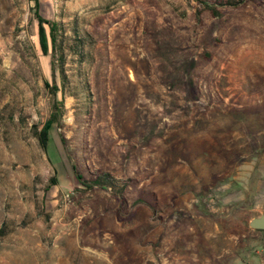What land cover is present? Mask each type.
I'll use <instances>...</instances> for the list:
<instances>
[{
  "label": "rangeland",
  "instance_id": "rangeland-1",
  "mask_svg": "<svg viewBox=\"0 0 264 264\" xmlns=\"http://www.w3.org/2000/svg\"><path fill=\"white\" fill-rule=\"evenodd\" d=\"M262 214L264 0H0V264H261Z\"/></svg>",
  "mask_w": 264,
  "mask_h": 264
},
{
  "label": "trees",
  "instance_id": "trees-1",
  "mask_svg": "<svg viewBox=\"0 0 264 264\" xmlns=\"http://www.w3.org/2000/svg\"><path fill=\"white\" fill-rule=\"evenodd\" d=\"M34 1L36 2V6L39 7V0H34ZM37 19H38V27H39L38 34H39V41H40L41 50H42L43 54L47 56V55H49L50 46L53 49V51L55 52L56 44H57L58 28H57V25L55 23H51L49 21H46L42 17H40L39 15H37ZM46 26L48 27L49 32H47ZM53 64H55L54 60L52 62V65ZM48 86H49V84H48ZM56 123H57V120L55 118L49 120L39 135L40 142H41L42 147L44 149H46L49 145V142L51 140V132H52ZM73 170H75L74 166H73ZM75 178L82 185L87 183L85 178L78 172H75ZM88 182H90L93 185L107 184L106 186H110L112 184V183H109V181L106 180V178L102 177V176H98L97 179H95L93 181H88ZM54 184H56V183H54Z\"/></svg>",
  "mask_w": 264,
  "mask_h": 264
},
{
  "label": "water",
  "instance_id": "water-1",
  "mask_svg": "<svg viewBox=\"0 0 264 264\" xmlns=\"http://www.w3.org/2000/svg\"><path fill=\"white\" fill-rule=\"evenodd\" d=\"M249 226L253 230L264 231V214L250 220Z\"/></svg>",
  "mask_w": 264,
  "mask_h": 264
},
{
  "label": "crops",
  "instance_id": "crops-1",
  "mask_svg": "<svg viewBox=\"0 0 264 264\" xmlns=\"http://www.w3.org/2000/svg\"><path fill=\"white\" fill-rule=\"evenodd\" d=\"M261 264H264V263H261Z\"/></svg>",
  "mask_w": 264,
  "mask_h": 264
}]
</instances>
